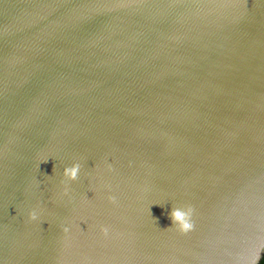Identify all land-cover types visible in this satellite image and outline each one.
<instances>
[{"label": "water", "instance_id": "obj_1", "mask_svg": "<svg viewBox=\"0 0 264 264\" xmlns=\"http://www.w3.org/2000/svg\"><path fill=\"white\" fill-rule=\"evenodd\" d=\"M263 255L264 0H0V264Z\"/></svg>", "mask_w": 264, "mask_h": 264}, {"label": "clouds", "instance_id": "obj_2", "mask_svg": "<svg viewBox=\"0 0 264 264\" xmlns=\"http://www.w3.org/2000/svg\"><path fill=\"white\" fill-rule=\"evenodd\" d=\"M42 162H47V160H44ZM109 168H111V165H109ZM81 169L80 163H74L71 166L65 167L63 169V176L67 178L66 181H62L65 183L64 192L65 194L68 192V185L67 181H75L78 179V175ZM114 196H109V200L112 202H115ZM192 214H193V208L191 205H188L184 208L175 207L172 208L171 212L169 213V218L172 221V226H175L177 230L181 233H188L194 228V223L192 222ZM38 216V213L35 209L31 210L29 212V219L30 220H36ZM64 232H68L69 228L64 227ZM100 231L105 236L109 233V227L102 225L100 227Z\"/></svg>", "mask_w": 264, "mask_h": 264}, {"label": "trees", "instance_id": "obj_3", "mask_svg": "<svg viewBox=\"0 0 264 264\" xmlns=\"http://www.w3.org/2000/svg\"><path fill=\"white\" fill-rule=\"evenodd\" d=\"M259 264H264V255H263L261 261L259 262Z\"/></svg>", "mask_w": 264, "mask_h": 264}]
</instances>
